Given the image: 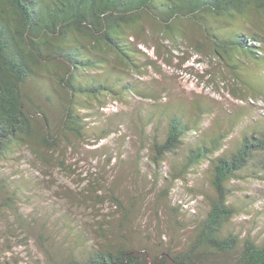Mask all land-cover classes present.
Segmentation results:
<instances>
[{
    "label": "trees",
    "instance_id": "obj_1",
    "mask_svg": "<svg viewBox=\"0 0 264 264\" xmlns=\"http://www.w3.org/2000/svg\"><path fill=\"white\" fill-rule=\"evenodd\" d=\"M152 35L160 37L158 55L164 52L167 63L175 56L172 49L186 46L228 71L234 95L246 101L264 95V0H0V161L19 146L44 158L57 150L61 138L86 136L80 111L92 102L129 95L155 101L158 94L150 84L125 81L121 74L146 76L159 69L157 60L139 46L149 45ZM250 65L262 73H252L247 81ZM31 84H45V99L56 100V121L36 100ZM194 106L186 116L178 110L168 113L165 105L161 114L169 118L164 135L154 134L147 145L154 166L182 152L173 175L167 174L170 180L207 161L206 208L192 220L184 248H168L150 261L147 252L115 241L73 253L68 264H164L169 258L171 264H213L216 256L223 257L219 264H264V240L228 228L237 213L229 200L230 182L250 165L255 167L252 177L264 178V122L253 124L229 147L223 144L229 131L219 124L186 148L185 137L199 132L200 119L209 111ZM156 117L155 111L148 112L147 122L157 124ZM8 179L0 177L2 205L18 211V192ZM168 193L164 188L163 196Z\"/></svg>",
    "mask_w": 264,
    "mask_h": 264
},
{
    "label": "rangeland",
    "instance_id": "obj_2",
    "mask_svg": "<svg viewBox=\"0 0 264 264\" xmlns=\"http://www.w3.org/2000/svg\"><path fill=\"white\" fill-rule=\"evenodd\" d=\"M150 39L149 45L139 46L157 60L159 69L149 76L121 74L125 81L150 84L149 89L158 94L155 101L129 95L124 100L105 97L92 102L80 111L86 136L61 138L57 150L44 158L19 146L0 161V177L9 178L18 192V211L3 206L0 193V264H68L73 253L85 254L115 241L149 253L145 254L150 261L168 248L172 252L184 248L192 220L206 208L207 161L173 180L169 176L182 152L153 165L147 145L154 134L158 138L164 135L169 115L161 114L162 109L167 105L168 113L178 110L189 116L194 105L207 106L209 111L197 128L200 133L189 131L186 148L205 132H215L219 124L229 131L223 142L229 147L253 124L264 122V95L248 96L253 101L234 95L228 71L186 46H182L184 50L172 49L175 56L169 64L163 59L164 52L158 55L160 37L152 35ZM166 48L171 49L163 46ZM250 67L253 71H247V81L252 73H262L261 68ZM30 88L56 121L57 103L54 98L52 102L45 99V84H31ZM151 111L157 116L155 125L147 122ZM252 169L255 167L250 165L239 179L230 182L229 200L237 213L228 228L259 242L264 240V178L252 177ZM164 188L169 191L167 196H163ZM19 217H24L22 223ZM213 260L219 264L223 257ZM164 264H171L170 258Z\"/></svg>",
    "mask_w": 264,
    "mask_h": 264
}]
</instances>
